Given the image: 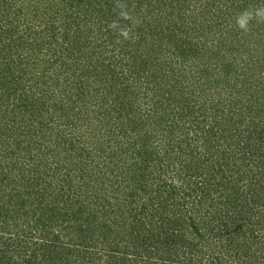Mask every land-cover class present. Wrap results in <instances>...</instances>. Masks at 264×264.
<instances>
[{"label":"trees","instance_id":"1","mask_svg":"<svg viewBox=\"0 0 264 264\" xmlns=\"http://www.w3.org/2000/svg\"><path fill=\"white\" fill-rule=\"evenodd\" d=\"M123 1L88 0L87 18L105 39L99 50L81 54L88 56L85 66L74 62L80 74L65 76L70 109L50 103L51 78L31 64L46 54L35 48L16 58L0 44V116L21 123L18 136L8 137L14 145L29 141L19 152L0 149V185L9 178L6 168L29 175L7 182L19 195L0 199V234L11 228L1 225L4 218L14 216L20 220L13 227L38 226L40 234L37 240L0 237V264H264V32L256 27L264 0H134L133 16ZM155 3L168 11L161 25L140 12L145 5L152 14ZM186 14L196 21L184 37L175 34L183 27L174 20ZM68 26L61 43L56 28L51 31L56 48L69 50V39L83 38ZM168 31L176 36L156 52ZM254 35L260 36L251 44ZM250 45L252 55L245 57ZM119 51L122 70L114 64ZM175 111L191 126L173 127ZM63 125L69 130L61 133ZM25 128L32 129L29 137ZM78 130L82 137L89 133L84 146ZM47 144L54 148L43 149ZM102 157L117 168L110 173L125 223L108 225L107 211L97 230L93 199L110 188L102 186ZM66 161L69 175L62 174ZM75 161L81 164L72 171ZM72 192L75 198L59 213L60 198ZM136 237L139 246L122 245Z\"/></svg>","mask_w":264,"mask_h":264},{"label":"rangeland","instance_id":"2","mask_svg":"<svg viewBox=\"0 0 264 264\" xmlns=\"http://www.w3.org/2000/svg\"><path fill=\"white\" fill-rule=\"evenodd\" d=\"M98 3H100L102 0H97ZM123 0H118V2H122ZM124 4L127 2V4H125L129 10V12L131 13V15L133 16L134 13L136 12L135 10V6H137L135 3L136 1L134 0H125L123 1ZM156 5H158L157 3H155ZM4 9L2 10L3 14H0V24L5 26L4 28H0V44H2L4 47L8 46V48H6L7 51H12L13 56H15L16 54H18V56L16 58L19 57V54L22 56H26L28 57V54L30 51H32L33 49L36 48L37 53H39L40 51L43 52L44 54H46L44 56L43 59H41V57L36 58V57H32L33 62H31V64L33 63L34 67L37 69L38 67V72H41L42 70L46 72V74L48 75V77H50L51 79H47L48 80V84L55 87V90H53V95L50 96V103L51 102H55L56 105H59V109L60 107H71L69 106L68 103V98L66 96L65 93H63L62 91H64V88L68 86V82L65 80V76L66 78H70V76L73 77L72 73H76V74H80L81 73V67H78L74 62H80L82 65H86V61H87V57L85 55V57H83L82 55L84 54V52H88V51H97L100 48L96 47L97 45L100 47V45L103 43L104 41V36L102 35L101 31H99L97 28H95L96 24H93V21L90 20L89 18H87V13H88V0H5L4 3ZM159 8H156V10L151 14H149L150 12V8L147 6H143L140 7V12L143 15L147 16L148 20H152L155 23L158 20V24L161 25L162 23V19L166 16V14L168 13L167 9L165 8V6L163 5H158ZM148 9V10H147ZM264 9L262 10L261 8L259 9V13L263 12ZM221 14V12H220ZM156 15V16H154ZM131 16V17H132ZM158 18V19H157ZM196 21L195 19H191L189 17L188 14L184 15L181 18H177V20H174V22H178V24H175V27H177L178 25H182V29L183 30L185 28V30L179 32L177 31L178 35L182 36H186L184 32H191L192 30H190L193 22ZM171 21L168 20V23H170ZM257 22L258 25L256 27L261 28L260 33L264 32V14L263 15H259L257 18ZM10 24V25H9ZM66 25H72L74 27L73 31H75L76 29H79L82 31L83 33V38H80L77 40H75L74 43L71 42V40L69 39L67 42L68 47L70 48L69 50L65 49L66 47H63L61 45H59L58 48L55 47V44L52 43L50 35L52 34L51 31H53L54 27L56 28L60 39L58 40L59 43H61L63 41L64 38H68L67 35H70V27L68 26L65 28ZM262 27H261V26ZM194 25L192 26V29H194ZM65 29H68L67 32L63 31ZM131 28H127V31H129V33H131ZM69 33V34H68ZM169 34V35H168ZM165 36L167 35V37L165 38L164 42H162V44H158L156 43V48L157 51H159V48H163L164 44L167 45V41L170 40L171 38H173L176 35H173L172 32H169L164 34ZM163 35V37H165ZM260 35H254L253 36V40L252 42H255L254 40L258 39ZM160 39H157V41H159ZM18 42H20V44H18ZM63 47V49L61 48ZM62 49V55L60 56L59 61H57L56 63H54V65L52 66L53 63H50V60H54V56H55V52H59ZM165 48V47H164ZM120 49V48H119ZM72 52H75L76 54L73 55V58L71 57ZM83 53V54H82ZM120 56L115 57V61L114 64L117 65V67H119V70L123 69V64L119 63L120 59L123 58L121 51H119ZM82 54V55H81ZM88 54V53H87ZM114 54V53H113ZM58 55V54H57ZM81 55V56H80ZM90 55V53L88 54ZM252 55V46L250 45L249 50L245 51L244 56L245 57H251ZM58 56H55V59H57ZM78 57V58H76ZM250 58L245 59L246 62H249ZM244 60V59H243ZM109 62V61H108ZM130 62V61H128ZM242 62V61H241ZM243 63V62H242ZM245 64V63H244ZM50 65L52 66V68H50ZM238 67H242L243 65H241L240 63H237ZM127 69L129 70L128 66ZM240 72L241 69L239 70ZM76 80V82L74 83V85H77V79L78 77H74ZM93 78H89L86 80V82L91 83ZM84 78L82 77L80 81H83ZM125 82V81H124ZM70 83V82H69ZM219 84V83H218ZM27 85L29 86L28 88H34L35 90L39 89V87H34L32 85V83H27ZM71 86V85H70ZM76 91V90H75ZM39 94H41V92L37 91ZM74 92V91H73ZM73 95L71 92L68 94V96ZM152 98V96L150 95L149 98L148 97H142L141 99L144 102H148L150 101ZM100 99V97H99ZM156 101V100H154ZM99 103V101H97ZM166 102V101H165ZM95 106V105H93ZM70 109V108H69ZM74 110V109H73ZM79 108H76L74 110V113L78 112ZM178 112H174L175 115V119L177 120L176 124L173 126L176 129H182L183 126H188L190 127L191 124L190 123H186V120L183 119L182 117H179V115L177 114ZM79 124V121H78ZM21 127V123H19L17 120H14L10 117L6 118L3 116H0V149H9L10 151H18L19 149H24V145L28 144L29 141L24 142V144H21V146H17L14 145V142H12L11 140L13 139H9L8 137L10 136V133L13 136H18V134L16 133L17 131H19ZM29 127V126H26ZM68 125H63L61 128V133L62 131H66L69 130L68 129ZM10 129H13L14 131H10ZM167 129V128H165ZM169 129V128H168ZM25 132L26 136L29 137V133L32 132V129H26L25 128ZM86 132L85 135L82 137L81 130L77 131V136H78V140L80 141V145L84 144L83 138H88L89 139V133L88 131H84ZM23 139V138H22ZM20 139V140H22ZM6 141H9L8 144L5 145ZM230 143L232 144L231 149L237 148L233 141L230 140ZM86 145V144H84ZM83 145V146H84ZM30 146V145H29ZM48 148L45 145V148L43 149H52L54 148L52 144H47ZM33 147V145H32ZM113 148V147H112ZM112 148L108 149V153L110 155H112ZM33 149H39L38 145H35L34 143V147ZM93 149V148H92ZM3 152V151H2ZM5 153V151L3 152ZM3 161L6 164H10L9 161L4 160ZM21 162H23V160H21ZM100 162H101V168H100V174L102 173V186H110L109 191H108V196L107 195H103L102 191H98V195L95 196V198L93 199V216L97 219V222L93 223V227L95 229L97 228H102L103 224H104V220L102 218H104V213L105 212H109L111 215V219L109 220L110 223L108 225H114L115 226V221L118 220L119 224H123L125 223V220H123L121 218L120 213H118L117 207L115 205V203L117 201H115V198L117 196L116 190L114 189V180L116 179V177L111 174L110 172L112 171L113 167L116 168L115 166L112 165V158H108V157H102L100 158ZM78 164H81L80 162L75 161L74 164L72 165V171H75L76 167ZM69 165V161H66L65 165H64V169L62 170V174H67L69 175L71 172V166L70 168L68 167ZM104 166V167H103ZM120 168H122V163H119ZM79 169V168H78ZM117 169V168H116ZM115 169V171H116ZM2 174V172H0ZM5 175L9 176L8 180L4 181L3 185H0V199L2 197H5L7 195H12V197L19 195L16 194L18 189L16 190L15 186H9L7 185V182L9 181H14V182H18V181H22L23 178H28L29 175H24V177L22 176V174H18L16 172H9V169L6 168V173ZM73 178L76 180L74 181V183L76 182H80V178L76 177V174L74 173ZM11 179V180H10ZM79 184L77 183L75 186V189L78 190ZM76 196V192H72L70 194H67V196H62L59 200V208L61 209V211L58 210L59 213L62 214L63 210L65 211L66 209H64L66 207V202L67 204ZM79 199H82V194L78 195ZM11 197V198H12ZM87 200L88 198L85 197ZM64 201V202H62ZM87 202V201H86ZM92 202V201H91ZM27 209H24L23 211H26ZM18 211V210H17ZM120 215V216H119ZM12 214L10 213L9 217H11ZM14 217H19L20 216H14ZM38 216L36 215V218ZM17 218H13V220L11 222H9L7 220V218H4V221L1 223V225L7 224L6 226H11L10 230H6L5 232H1V238L3 237V240H7V239H16V240H21L22 237H25V235H32L34 238L33 239H39L40 238V234L38 232V226H24L23 228H20L17 226V228L13 225H15L16 220L19 221L20 219ZM31 224H34L35 218H31L30 220ZM2 227V226H0ZM27 227V228H26ZM24 228L28 229L29 231H24ZM118 229H120L118 227ZM99 230V229H97ZM97 230L95 232H93V239H97V235L98 232ZM22 231V232H21ZM21 232V233H20ZM20 233V234H18ZM24 233V234H22ZM152 235L151 233L149 234ZM11 237V238H10ZM142 238V236H141ZM65 239V237H64ZM8 241V240H7ZM100 241H102V239H99L96 241L95 245H100ZM141 241L138 240V238L136 237L134 240H129L127 238L124 239V243L122 242V245L127 246L132 245L134 243L137 244V246H139ZM3 246V241H1L0 243V247L2 248ZM95 246V248L97 249L98 253L100 252V248ZM0 248V249H1ZM93 249V248H92ZM207 249V246H206ZM133 256H136V254H133ZM186 257V255H185ZM187 262H189V260L186 259ZM204 262L205 259H204ZM205 264V263H203Z\"/></svg>","mask_w":264,"mask_h":264}]
</instances>
